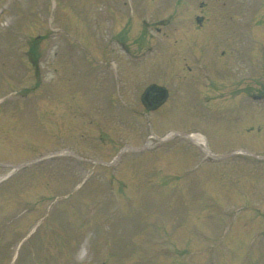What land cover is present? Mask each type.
Instances as JSON below:
<instances>
[{
	"label": "rangeland",
	"instance_id": "obj_1",
	"mask_svg": "<svg viewBox=\"0 0 264 264\" xmlns=\"http://www.w3.org/2000/svg\"><path fill=\"white\" fill-rule=\"evenodd\" d=\"M189 1H192V5H197L199 2V0ZM79 5L87 6L82 0H79ZM66 6V0H0V12L1 9L4 10L0 16V29L4 32L0 34V40L4 39V42L0 45L14 46L18 31L22 40L41 31L42 35L48 37L44 44L51 42L48 50L52 48V53L57 54L56 57L46 56V61L41 63V81L34 74V67L23 57L21 74H0V79L9 78L7 85H0L2 99L0 103V163L2 164H0V176L5 175L4 173L10 171L14 165L20 168L24 162H34L22 166V170L13 172L1 183L3 185L0 186V225L4 228L8 226L9 221L6 216L10 215L12 206L16 205L15 202H19L20 209L17 210L22 211L32 201L42 200V205H46L57 194L59 197L69 194L71 201L58 209L61 219H54L49 223L53 229L54 225L60 222L64 224L63 227L66 228L64 238L68 239V244L74 248L71 254L76 264H232L231 254L239 249L238 243L233 238L228 240L230 250L221 249L222 245L218 243L222 230L227 222L232 220L233 224L238 223L236 230H232L235 237L238 236L237 238L241 241L247 240L245 243L247 249L242 252L240 250L242 254L236 255V258L239 257V264L264 263V159H257L243 149L257 153L264 152V128L261 130L256 128L253 133L251 131L254 127L250 125L256 126V120L249 119L246 124H240L242 115H238L239 110L243 115L248 112L241 106L250 103L245 100V93L247 94V90H250L255 82L245 78L242 83L243 91L235 95L226 91L219 92L218 89V95H214L215 98L212 100L209 99L205 87L201 89L199 95L195 86L192 92L193 101L199 98L202 106L191 110L183 99L188 94L187 88H182L180 84L197 80L199 79L197 76L205 75L208 69L205 66L204 57L195 59L198 62L194 63L195 68L186 70L184 66L185 71L175 74L179 68L176 60L173 59L167 63L164 57H154L153 53L162 50L158 48L163 42L162 39H150V44L157 46L153 52L144 56L142 60L124 62L122 66L123 71L132 73L123 74L125 90L127 88L123 99L130 108L133 106L138 110L123 111L116 105H110V92L106 90L109 80L106 79L104 83V80L98 78L96 79L97 92L99 96L105 94L106 97L98 100V96L96 97L98 101L91 98L86 104L79 103L81 106L77 104V98L72 99L70 103L76 106L73 107L65 99L71 96H66L61 91L65 85L58 84L56 77L66 74L65 64H72L76 72L81 70L78 74L109 73L106 68L99 65L94 69L98 71L97 73L89 71L82 62H74L73 54L63 53L62 42L67 38L66 35L62 33L57 37L49 35L46 23L54 19L56 23L53 26H60L57 24L64 22L62 12ZM225 12L226 9L218 8L216 4L213 13L219 17V21L222 20ZM154 14L155 18L161 16ZM75 17H78L83 24L84 21L79 15H74L73 22ZM243 18L246 19V16ZM69 22L71 27L75 26L70 19ZM184 22L190 24L192 21L187 19ZM249 30L250 28L247 29L245 26L240 30L245 33L247 39L253 37ZM203 32L205 34V30ZM90 34L92 37L89 42H93L91 49L95 50L94 36ZM174 38L177 37L169 38L170 49L175 52V56H178V45L174 43ZM200 40L203 45L211 47L213 38L205 34V37ZM134 48L141 51L136 43ZM206 56L212 60L211 55ZM60 59H63V62ZM56 66L59 67L57 75L53 70ZM201 66L205 67L204 71H201ZM72 67H70L71 70ZM160 71L162 74L157 73ZM192 71L195 78L190 77ZM255 75L262 76V74ZM157 77L159 81L169 86L172 99L169 105L157 111L148 112V116L153 118L152 128L155 132L161 133L170 127L187 131L197 129L206 135L208 144L213 150L223 153L234 152L221 161L211 159L201 162V151L185 142L152 148V142L155 139L150 136L151 125L146 124L148 116L141 113L142 106L138 96L143 85L150 80H157ZM18 90L20 92H17ZM51 92L53 95L50 98ZM78 92L83 93V91ZM113 95L119 99L117 94ZM220 97L227 104L231 99L235 101L238 97H244V102L236 108H230L224 103L214 104ZM64 99L66 104L62 103ZM52 104L54 106L50 111L48 106ZM174 104L178 107L172 108ZM253 107L256 112L250 109L251 113H258L260 109L264 111V105ZM78 108L80 111L78 114L70 113ZM165 108L167 110L163 111ZM175 108L178 109L175 110ZM198 110L202 114L197 118L194 114L198 115ZM177 111L182 113H176ZM231 114L236 115L235 118ZM213 115L217 117L216 121L210 120ZM257 122H262L264 127L263 117ZM127 140L132 144L140 145V149L123 146L125 151L123 150L117 157V166L112 169L98 164L100 160H114L116 150ZM68 145L74 146L80 155L66 152ZM34 158L42 159L36 162ZM161 177L167 181L163 182ZM148 180L151 181V185L143 186V182ZM189 185L193 187L194 193L187 192ZM147 190L148 193H146ZM180 191L182 194L179 198ZM196 195L201 200L194 204L192 196ZM139 201L144 202L146 211ZM244 204H250L252 208L243 209L244 212L239 213L240 217L235 216L237 218L233 219L235 208ZM256 207H260L262 211L255 212ZM141 209L144 213L140 211ZM191 209L194 211L193 214ZM180 211L182 213H179ZM134 213L137 221L131 220L130 215ZM113 214L116 217L109 220L110 225L100 226L99 220H107ZM38 215L39 212L36 218ZM169 215L173 216L169 218L173 222V219L177 217H181L180 220L189 217L191 220L190 216H192L200 227L194 229V233L183 227L177 231L180 235L188 234L185 239L178 240L185 241V245L152 251L148 248L149 245L146 246L150 237L153 238L152 230L156 226L153 234L158 240L162 234L160 227L162 218ZM202 215H207V218L214 217L208 218L209 220L221 221L216 223L217 229L212 230L211 222L199 220ZM229 215L232 217L229 218ZM33 218L32 213L25 217L27 220L25 224ZM4 222L7 223L3 224ZM136 222H140V225ZM225 228L228 232L229 226ZM56 232V230L55 233L48 231L46 234L50 237ZM175 233L176 230L172 234L174 238ZM203 237L211 238V242L218 243L217 249L215 248L216 254H211L215 252V250L212 251L213 246L211 249L209 246V249L204 251L203 247H206L208 242L204 243ZM53 238L59 246L60 240L54 236ZM116 238L118 241L122 238L124 244L128 245L123 249L115 247ZM144 241L147 242L143 244ZM164 241H168V237H165ZM133 245L135 247H132ZM1 250L0 246V252ZM23 261L25 262L24 259ZM1 262L9 264L4 260Z\"/></svg>",
	"mask_w": 264,
	"mask_h": 264
}]
</instances>
